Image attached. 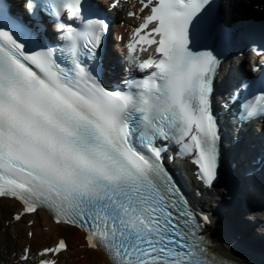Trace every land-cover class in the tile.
<instances>
[{"label":"snow or ice","instance_id":"6c2138e0","mask_svg":"<svg viewBox=\"0 0 264 264\" xmlns=\"http://www.w3.org/2000/svg\"><path fill=\"white\" fill-rule=\"evenodd\" d=\"M214 8L139 0L141 15L127 13L140 22L125 59L147 74L121 88L104 83L111 24L97 0H23V11L0 0V197L21 205L13 220L44 210L58 228L80 230L107 264H224L202 235L209 217L192 211L163 162L174 145L205 187L217 178ZM259 79L230 97L241 120L264 116ZM67 250L60 236L34 264H58ZM19 259L30 264L31 249Z\"/></svg>","mask_w":264,"mask_h":264},{"label":"bare ground","instance_id":"6f19581e","mask_svg":"<svg viewBox=\"0 0 264 264\" xmlns=\"http://www.w3.org/2000/svg\"><path fill=\"white\" fill-rule=\"evenodd\" d=\"M227 3L234 5L231 8L232 12H236L235 6L243 7L246 3L244 0H226ZM255 1V0H254ZM255 4L254 2L252 3ZM138 3L135 0H130L129 3H120L116 8L115 13L124 14V10H136ZM126 25H135L137 20L124 19ZM119 34H123L124 27L117 28ZM213 196L219 197L223 195V186L217 185L208 192ZM221 207L225 208L226 204L221 200ZM230 208V207H229ZM20 211L19 206L11 200H0V264H11L16 257L22 253L24 247H29L31 252L36 253L44 247L52 246L58 237L63 236L68 243V250L60 254L58 264H107L104 256L99 251L90 250L85 246L82 240V234L76 229L57 227L50 222L48 216L42 211H37L33 215L24 216L18 222H13L12 217ZM32 222L31 226L27 222ZM221 227L219 231L212 228L209 229L214 237L213 250L220 252L226 257L235 260L239 263L252 264L256 252L259 258H264V240L263 242L256 241L253 236L248 234V227L244 225L243 219L239 211L233 216L223 215ZM233 225V227H232ZM232 228V230H231ZM32 232L33 236L28 238L26 235ZM233 232V233H232ZM234 234L241 236V241L249 248V253L246 254L244 249H239L238 244L234 241ZM258 249V250H257ZM254 250V251H253ZM257 250V251H256ZM258 259V257H256Z\"/></svg>","mask_w":264,"mask_h":264},{"label":"trees","instance_id":"16d2710c","mask_svg":"<svg viewBox=\"0 0 264 264\" xmlns=\"http://www.w3.org/2000/svg\"><path fill=\"white\" fill-rule=\"evenodd\" d=\"M244 13V12H243ZM242 14V13H241Z\"/></svg>","mask_w":264,"mask_h":264}]
</instances>
